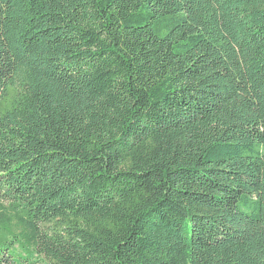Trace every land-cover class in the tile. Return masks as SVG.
I'll list each match as a JSON object with an SVG mask.
<instances>
[{
    "label": "trees",
    "instance_id": "1",
    "mask_svg": "<svg viewBox=\"0 0 264 264\" xmlns=\"http://www.w3.org/2000/svg\"><path fill=\"white\" fill-rule=\"evenodd\" d=\"M0 264H264V0H0Z\"/></svg>",
    "mask_w": 264,
    "mask_h": 264
},
{
    "label": "rangeland",
    "instance_id": "2",
    "mask_svg": "<svg viewBox=\"0 0 264 264\" xmlns=\"http://www.w3.org/2000/svg\"><path fill=\"white\" fill-rule=\"evenodd\" d=\"M12 228H13L12 232H15L14 235H17L20 238L18 228H14V227H12ZM10 235L12 236V234H10Z\"/></svg>",
    "mask_w": 264,
    "mask_h": 264
}]
</instances>
